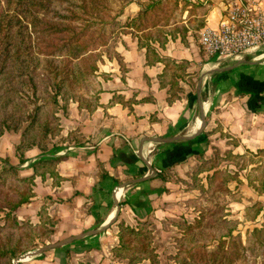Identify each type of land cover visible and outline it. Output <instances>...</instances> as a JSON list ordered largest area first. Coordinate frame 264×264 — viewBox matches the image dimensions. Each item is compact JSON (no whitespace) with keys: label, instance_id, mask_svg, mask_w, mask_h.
<instances>
[{"label":"crops","instance_id":"0c3cea01","mask_svg":"<svg viewBox=\"0 0 264 264\" xmlns=\"http://www.w3.org/2000/svg\"><path fill=\"white\" fill-rule=\"evenodd\" d=\"M135 1L128 3L137 7L133 16L142 5ZM212 1L205 15L192 17L217 26L235 2ZM192 31L169 34L163 47L153 43L161 56L189 62L188 75L179 79L183 89L173 102L168 100L170 84L161 83L165 64H147L139 36L127 33L100 76L98 106L89 111L72 100L61 120L60 139L51 147L27 149L22 163L16 151L22 130L0 136V162L8 158L22 175H30L38 159H56L61 177L55 184L50 173L36 175L30 202L17 209L19 219L37 223L46 205L57 222L46 240L50 248H36L16 264H112L118 222L156 224L160 216L167 217L181 190L177 178L187 177L198 154L209 155L216 145L239 153L264 148V61L252 55L210 61Z\"/></svg>","mask_w":264,"mask_h":264},{"label":"rangeland","instance_id":"374dc122","mask_svg":"<svg viewBox=\"0 0 264 264\" xmlns=\"http://www.w3.org/2000/svg\"><path fill=\"white\" fill-rule=\"evenodd\" d=\"M149 1L136 0L135 2L144 4ZM192 1L206 3V0ZM128 2L129 0H95L94 2L92 0H21V2L0 0V130L6 129L4 124L13 127L21 124L22 132L30 127L31 133L34 134L42 129L47 119L48 129L55 132L58 128L62 130L61 120L63 116H68L72 100L84 99V93L94 96V93L99 91L103 69L110 66L109 62L118 54L117 47L123 35L129 33L130 30L123 25L134 15L137 7L132 8ZM210 2L212 4L213 1ZM167 5L171 9L168 8L169 13L176 9V12L180 14L183 2L180 1L175 7V2L173 4L172 1H167ZM48 7L52 10L45 12L44 9ZM207 10L194 9L196 15H205ZM75 15L78 16L74 18ZM185 16L186 12L183 17L178 16L176 27L183 25ZM191 19H193L191 26L197 28L204 17ZM92 22L96 25L90 28L87 36L84 37L88 48L81 57H76L75 53L83 47V44H66L74 37L71 31H81L85 23ZM52 25L59 28L71 26L72 29L59 31L51 29ZM198 30L192 31L195 39H199ZM68 66L75 67V71L79 66L84 67L83 71L88 70L85 71L82 82L90 90L87 89L85 92L84 87L73 84L70 79L66 80L65 84L60 82L64 76L59 73L55 75L54 67L62 69ZM91 66L96 69L90 71ZM218 66L222 67V65ZM57 99L58 105L62 107L60 110L56 104ZM10 131L18 132L19 130ZM60 136L61 131L49 136L51 146L53 140L57 137L59 140ZM64 138L62 137L61 140ZM213 149L211 154H205L206 158L215 157L211 162L206 164L205 159L197 158L196 166L187 173L186 178L178 176L177 180L182 181L181 190L179 188L177 191L179 198L176 197L172 202L173 208L167 209V217L160 216V219L154 221L156 224L150 221L152 243L156 246L161 264H180L183 258L190 261L185 256L189 252L188 249L195 245L205 243L209 244L211 249H217L218 239L216 238L229 229H232L234 235H241L239 256L231 264H264V244L260 245L251 239L253 228L261 226L264 215L261 213L255 220H251L247 209L256 201H261L264 205V195H259L248 183V172L251 166L240 170L237 180L231 179L237 168L233 159L225 158V152L229 149H220L217 145ZM218 156L224 160L219 161ZM6 160L8 158L0 162V175L3 169H7ZM261 161L263 167L256 171V175L261 174L264 169V158H261ZM214 166L222 169V172L210 186L208 175H211L215 169L210 172L205 169ZM10 175L8 171L5 173L7 177ZM228 175L231 176L228 177ZM224 179L225 182L220 184ZM179 193H181L180 196ZM1 214L4 215V213ZM196 221H200L201 225L196 226L191 235L184 232L187 231L185 225L188 226ZM191 237H193L192 240H190ZM48 239L50 237L42 239L39 236L32 241H38L41 244L37 248H43L47 245ZM28 252L17 256L14 262ZM111 252L114 260L112 264H121L123 261L128 263L127 259L115 257L113 251ZM194 257L198 258L196 254ZM198 261L200 262L201 259ZM139 263L148 264L149 260L144 259L135 264Z\"/></svg>","mask_w":264,"mask_h":264},{"label":"trees","instance_id":"16d2710c","mask_svg":"<svg viewBox=\"0 0 264 264\" xmlns=\"http://www.w3.org/2000/svg\"><path fill=\"white\" fill-rule=\"evenodd\" d=\"M11 1L21 2V0ZM94 1L95 0H92V2ZM133 1L134 0H129L128 3ZM167 1H172L173 4L175 2V7L180 1H182L183 7L180 14L176 12V9L172 11V13H169L168 8L170 9V7L167 5ZM210 1L211 0H206V3L210 4ZM206 3H199L192 0H150L148 3L142 4L138 13L135 16L130 17L124 23L125 25H123L130 30L129 33L139 36L140 46L146 49L147 64H155L160 61L165 64L164 72L160 75V77L162 78V85H165L166 83L170 84V96L168 97L170 102H173L176 98H178V92L182 91L183 89L179 83V79L185 78V76L188 75L187 68L189 66V62L186 60L178 62L168 56H161L157 50V47L153 43L158 42L159 46L163 47L167 42V36L169 34L171 36H177L178 33L186 35L190 28L200 30L201 27H204L205 19L200 21L197 28H194V26L188 27L184 23L181 27H176L178 23L176 19L179 15H182L183 17V14L188 11L187 17L183 19V21L187 20L188 22H192L193 19L191 18L193 15H195L194 9L206 8ZM94 4L97 5V3ZM44 10L45 12H50L52 9L51 7H48ZM77 16L78 15H75L74 18ZM66 18L69 19L70 17ZM74 18L70 19L73 20ZM95 25L96 24L94 22L85 23L81 27V31H71L74 37L67 41L66 44H83V47H80V50L75 53L76 57H81L85 50H87L88 43H85L84 37L87 36V32L90 30V28L94 27ZM172 25L173 27H169ZM50 28H54L55 30L59 31L72 29L71 26L59 28L58 26L54 25L50 26ZM54 68L55 75L56 73H59L60 75L63 74L64 77L60 79V82L63 84H65L64 82L66 80L70 79L73 84H76L79 87H84L85 92H87V89L90 90L84 86V82H82L83 76L86 74L85 71H88H83V66L77 67V71H75L76 68L73 66L63 67L62 69H58L57 67ZM89 69L92 71L96 69V67L91 66ZM100 91L101 88L98 92L96 91V93H94V96L84 93V99H76L79 103V107L93 111L99 104L98 94ZM58 99L56 101L57 105L59 103ZM60 108L62 107L58 105V110H60ZM47 120L44 123L42 129H40V131L37 133H31L30 127L25 128L23 131V140L16 149L17 155L19 156L22 163L25 161L23 155L27 149L33 148L35 146L43 150L48 149L51 146L49 136L56 135L61 131V128H58L56 132L48 129L47 126L49 125V122H47ZM3 126L6 129L4 130L3 128V130H0V136L3 135L6 130L18 131L22 129L21 124L14 125V127L9 124H4ZM214 158L215 157L206 158L205 153L198 154V159H205L204 163L206 164L211 162ZM217 158L220 159L219 156ZM225 158L231 160L233 159L232 161L235 163L237 168L234 176L228 175V177L231 176V179L239 178L238 172L240 170L246 169L248 166H251L248 172V183L259 193V195H264V169L262 170L261 174L256 175V171L263 167L261 158H264V148L258 149L257 152L250 151L248 154L234 153L232 150H228L225 152ZM221 160L224 159L221 158L219 161ZM6 164L7 169H3L0 175V264H15L14 259L17 256L41 245L38 241H32V239H38L39 236L42 239L49 238L54 232V227L57 222L55 217L49 215L46 205L41 207L39 212L40 220L37 223L31 222L29 219H19L16 214L17 209L23 204L30 202L33 196L32 183L36 175L45 176L47 173H50L55 179V184H58L61 177L56 171V159H38L33 164V173L30 175H22L20 173L19 167L11 164L8 160H6ZM205 170L207 172L214 170L211 175H208V182L210 186L213 185L216 177H219V174L222 172V169H218L215 166L208 169L206 168ZM7 171L11 174L10 177L5 176ZM159 174L163 179L167 180L169 178V175H167L165 171L163 172L161 170ZM238 181H240V179H238ZM224 182L225 179L222 180L220 184H223ZM247 209L250 212L248 217L251 220H255L261 213L264 215V205L261 204V201H256ZM1 213H4V215ZM199 225H201L200 221H196L193 224H188V226L185 225L187 231L184 232H187L191 235L194 228ZM149 226L150 221L148 220H139L135 226L129 225L124 221L118 222L119 229L117 236L119 237V243L112 248L114 256L120 259H127L128 264H135L141 262L144 259L149 260L148 264H161L156 251V246L152 243L153 236ZM192 238L193 237H191L190 240H192ZM226 238H228V241H226ZM216 239H218L217 249H211L209 244L206 245L203 243L202 245L190 247L188 249L189 252L185 257L189 258L190 261L194 262V264L234 263L236 258L239 256L238 248L241 247L239 241L241 240V235H234L232 229H229L226 233L220 234ZM251 239L260 245L264 244V221L262 222L261 226H255L253 228ZM194 254H196L198 257L197 259H195ZM70 256L71 252L70 250H67V258ZM198 259H201V261L199 262ZM2 261H5V263H2ZM190 261H187L185 258H183L180 264H192ZM79 264L88 263L80 262Z\"/></svg>","mask_w":264,"mask_h":264},{"label":"built area","instance_id":"2783aa9c","mask_svg":"<svg viewBox=\"0 0 264 264\" xmlns=\"http://www.w3.org/2000/svg\"><path fill=\"white\" fill-rule=\"evenodd\" d=\"M199 41L210 61L248 55L264 61V2L235 0L217 26L200 29Z\"/></svg>","mask_w":264,"mask_h":264},{"label":"water","instance_id":"95a60500","mask_svg":"<svg viewBox=\"0 0 264 264\" xmlns=\"http://www.w3.org/2000/svg\"><path fill=\"white\" fill-rule=\"evenodd\" d=\"M48 248H50V246H46V247H44L43 249H40V251H46ZM32 254H33L32 252H28V253L24 254V255L22 256V258H28V257H31ZM20 258H21V257H20ZM20 258L16 259L15 262L17 263V261L20 260Z\"/></svg>","mask_w":264,"mask_h":264}]
</instances>
